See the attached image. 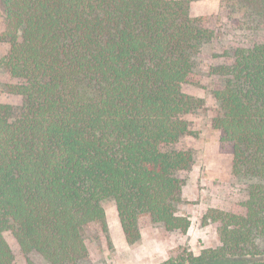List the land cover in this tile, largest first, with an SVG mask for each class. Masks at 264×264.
Returning a JSON list of instances; mask_svg holds the SVG:
<instances>
[{
    "label": "trees",
    "instance_id": "trees-1",
    "mask_svg": "<svg viewBox=\"0 0 264 264\" xmlns=\"http://www.w3.org/2000/svg\"><path fill=\"white\" fill-rule=\"evenodd\" d=\"M235 4L264 26V0ZM0 13V70L23 100L13 118L0 104V264H15L7 231L27 261L79 264L84 229H106L107 198L128 245L143 216L185 233L175 174L192 155L174 145L198 107L182 86L197 81L192 56L214 36L206 17H190L185 0H0ZM223 58L212 126L231 147V174L248 182L243 213L208 209L201 222L220 246L161 264H264V40Z\"/></svg>",
    "mask_w": 264,
    "mask_h": 264
},
{
    "label": "rangeland",
    "instance_id": "rangeland-1",
    "mask_svg": "<svg viewBox=\"0 0 264 264\" xmlns=\"http://www.w3.org/2000/svg\"><path fill=\"white\" fill-rule=\"evenodd\" d=\"M185 1L189 16L206 17L204 26L214 31V36L192 56L197 81L183 85L182 91L196 99L198 107L183 116L188 133L174 145L175 149L192 155L189 168L175 174L181 181L176 214L189 220V228L185 233L166 231L162 224L152 223L148 216H143L138 222L139 242L128 245L120 229L114 202L107 198L103 201L106 229L98 225L84 229L87 253L79 264H161L168 259L179 261L189 254L198 257L204 251H213L220 246L214 226L201 222L208 209L243 213L248 182L231 174V147L221 142L220 132L212 126L218 110L213 92L223 87V79L216 73V68L224 63V50L264 40V26H249L242 19V11L235 0ZM3 30L4 20L0 13V33ZM7 50L8 44L1 41L0 58ZM12 83L14 80L0 70V104L12 108L13 118L23 100L9 92L8 86ZM4 238L15 264H49L35 252L28 255L27 261L11 232H5ZM258 259L264 261V254ZM214 264L225 263L219 260Z\"/></svg>",
    "mask_w": 264,
    "mask_h": 264
}]
</instances>
